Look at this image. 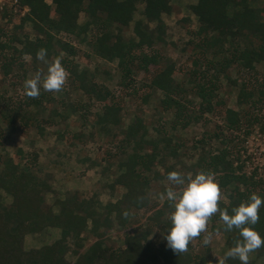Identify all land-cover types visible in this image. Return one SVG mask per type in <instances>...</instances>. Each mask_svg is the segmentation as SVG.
<instances>
[{
    "label": "trees",
    "instance_id": "1",
    "mask_svg": "<svg viewBox=\"0 0 264 264\" xmlns=\"http://www.w3.org/2000/svg\"><path fill=\"white\" fill-rule=\"evenodd\" d=\"M171 1L16 0L19 10L24 7L28 10L19 14L10 36L0 29L2 81L20 83L28 73L22 57L29 56L32 63L41 61L36 56L40 48L46 49L48 61L59 58L68 73L67 88L80 91L99 105L90 120L81 114L85 122L91 121L88 136L113 139L120 136L117 141L105 140L107 158L102 159L106 162L102 172L108 174L112 164L109 161L116 160V173L109 186L121 187L123 192L115 201L101 204L96 192L90 197H80L77 191H71L63 198H55L53 206L57 210H54L46 204L45 195L57 192L48 181L50 174L45 177L39 174V150L28 152L19 148L16 160L0 151V264H219L210 246L202 242L204 232L190 240L184 252L177 253L168 247L165 234L171 212L169 203L166 200L161 205L152 204L148 193L152 181L167 178L171 170L187 175L175 164L164 165L166 159H180L184 144L172 131L185 130L203 121L204 115L217 107L222 110V124H215L207 135L209 139H219L221 146L215 153H199L190 169L193 173L203 170L214 174L220 188L217 202L220 210L231 213L233 206L253 192L264 198L263 180L255 171L248 173L244 169L239 148L231 144L240 133L246 136L264 111V0H196L189 4L197 25L184 42L183 49L191 59L188 71L180 79L174 75L179 68L177 62L163 61L157 47L165 41L162 15L171 13ZM139 3L143 4V17L133 21ZM81 13L85 15L82 23ZM7 14L4 12V17ZM181 20L190 22L188 16ZM132 21V34L128 36L125 30ZM25 23L31 25L33 37L16 32ZM61 34L87 43L101 59L116 62L119 80L113 91L95 79V70L80 67L74 60L77 48ZM2 36H8L7 40L1 41ZM150 65L157 67L151 70ZM231 71L237 74L230 76ZM142 73L146 81L139 87L148 91L141 95V102H148L151 91H159L160 112L171 115L169 129L164 120L159 127L155 126L154 136H149L140 115L127 125L122 123V101L136 96V77ZM223 78L236 89L237 109L226 106L219 95ZM5 95L0 90V119L9 132L23 135L31 130L42 134L47 126L64 121L70 112H79L81 107L75 102L63 107V111L57 107L48 110L46 106L53 98L43 88L36 97L27 96L25 91L17 100ZM70 131L65 128L57 137L69 135L76 141H87L83 130ZM205 139L197 140L200 147L208 143ZM158 163L164 167L163 173L156 169ZM96 164L97 160L90 161V167ZM1 191L11 197L10 202L5 201ZM149 207L151 212L146 215L145 224L132 228V214ZM258 215L253 227L264 237V205ZM209 221L211 233L219 231L225 236L227 251L239 238L238 229L226 231L219 211ZM114 224L128 228L123 234V247L117 249L108 246L105 240L106 232ZM153 227L162 231L157 242L148 239ZM47 228H58L60 236L39 247L24 248L27 234L41 233ZM89 236L94 240L85 247ZM69 242L73 244V261L66 257ZM225 253L220 258L224 264H241ZM261 257L264 246L255 250V258L248 264H263L257 261Z\"/></svg>",
    "mask_w": 264,
    "mask_h": 264
},
{
    "label": "rangeland",
    "instance_id": "2",
    "mask_svg": "<svg viewBox=\"0 0 264 264\" xmlns=\"http://www.w3.org/2000/svg\"><path fill=\"white\" fill-rule=\"evenodd\" d=\"M49 1V0H48ZM196 0H172L171 13L163 14L162 18L165 22V41L158 43L157 47L161 53L163 61L167 59L175 60L178 64V69L174 73L178 79L184 78V74L188 71L191 57L189 52L183 49L184 42L190 38L189 32L196 29V17L189 10V4L194 3ZM143 4H137V9L133 15V21L142 18ZM8 12L7 17H4V12ZM20 12V13H19ZM23 14V10H19L17 5L12 4L11 0H0V29L4 30L8 36L13 32V24L18 22V17ZM188 16L190 22H184L181 18ZM85 20L84 13L80 14L79 21L82 23ZM133 21L129 27L126 28V35L132 34ZM153 26V24L151 25ZM18 34L28 33L33 37L31 25L24 24L22 30H17ZM91 35V32L89 33ZM8 36H2L1 41L7 40ZM64 40L70 41L76 48L77 53L74 56V60L78 62L80 67H86L90 70H95V79L105 85L109 90H114L119 80V71L115 61H106L96 55L87 43L79 42L74 36L60 35ZM65 54L62 53V56ZM27 64L28 73L26 77L22 78L20 83L11 84L9 79L4 78L3 72L0 67V90L5 91L6 95L13 100H17L24 94V82L27 78L33 77L37 72L43 75L47 70V65L42 61L32 63L29 56L22 57ZM3 57L0 56V63ZM157 66L150 65V69H155ZM258 70L262 71L261 66H258ZM237 73L231 71L230 76H235ZM143 81H146V77L139 74L136 77L137 94L133 97H126L122 101V123L127 125L134 120L135 116L140 115L143 121L147 125L149 136H154L155 126L159 127L160 124L166 120L165 127L169 129V120L171 115L168 113L160 112L158 102L162 98V94L159 91H151V95L147 103L141 102V95L148 91V88L139 87ZM63 85L62 89L57 92H50L53 100H50L46 106L49 109L57 107L63 111V107L71 106L76 102V106L81 105L79 112L69 113L66 119L63 121H56L53 126H47L45 131L40 134L36 130L29 131L28 134L11 133L6 126V123L0 119V151L10 154L15 160L18 158L17 150L23 149L28 152L33 150H39L38 166L41 169L39 174L45 177V174H50L48 177L49 183L55 187V192H47L45 195V202L47 205L53 206L55 198H63L68 192L77 191L80 197H90L95 192L98 194L101 204H105L109 201H115L119 198L123 192L121 187L109 186L111 180L115 175V162L112 159L111 168L108 174H103L104 166L106 162L103 158H107L105 140L117 141L120 137L115 139L111 137H100L94 135L90 138L88 134L91 131V121L85 122V119L81 114L89 119L93 118V112H95L99 105L88 99L80 91H75L67 88ZM219 95L224 99L226 106L237 109L236 105V89L229 86L227 80L223 78L220 83ZM66 108V107H65ZM46 112H48L46 110ZM205 119L199 123L191 124L187 129H176L172 131L175 138L184 142L179 152L180 159H166L164 165L175 164L179 170L183 173L194 174L190 169L194 166V162L199 153L208 152L215 153L221 146L220 140L216 138H208V132L214 129L215 124H222V110L221 107H217L214 112L206 113ZM69 128V130L78 131L83 130L87 135V141H76L74 138L67 135L63 139L57 137L58 132ZM249 133L245 135L239 134L238 138H234L235 148H239V154L244 161V169L248 172L255 171L256 176L260 177L264 183V111L260 112L259 120L256 124L249 129ZM70 131V132H71ZM70 134V133H69ZM225 134L228 135V131L225 130ZM205 137L208 143L203 144L200 147V143L197 140ZM195 144V145H194ZM195 146V147H194ZM203 150V151H202ZM96 161L98 164L90 167V161ZM156 169L164 172V167L161 163H158ZM108 184V185H107ZM170 185L167 178L161 180H153L149 188V196L152 204L161 205L166 199V188ZM57 188V189H56ZM3 193V191H1ZM5 201L10 202L11 197L3 193ZM224 198V197H222ZM226 200V199H225ZM54 210H57L53 206ZM150 207L143 208L132 214L134 223L132 228L142 226L146 222V215L150 214ZM211 222L208 220L206 224V232L209 231V225ZM155 226V225H153ZM128 228H123L113 225L111 229L106 232V244L114 249L123 247V234ZM162 231L156 227L150 231L148 239L157 242L161 238ZM212 234V239L208 244L211 248V254L213 257L220 259L224 256L226 251L225 236L217 231ZM60 236V230L58 228H47L41 233L27 234L23 239V246L25 249L32 247H39L42 244H47ZM203 236V238H204ZM94 238L89 236L85 241V247L90 244ZM203 242V241H202ZM203 243H200V247ZM73 244L69 242V249L66 257L69 261L75 259V255L72 253ZM199 247V248H200ZM255 258V251L249 253V260ZM258 262L264 264V257L257 258ZM193 264V263H191Z\"/></svg>",
    "mask_w": 264,
    "mask_h": 264
},
{
    "label": "clouds",
    "instance_id": "3",
    "mask_svg": "<svg viewBox=\"0 0 264 264\" xmlns=\"http://www.w3.org/2000/svg\"><path fill=\"white\" fill-rule=\"evenodd\" d=\"M36 56L47 64V70L43 75L37 72L25 80V94L36 97L41 88L49 92L60 91L67 75L60 59L48 61L44 48H40ZM167 179L170 185L166 188V199L171 212L168 214L169 227L165 239L167 246L173 251H186L190 240L206 232L207 221L218 211L226 231L238 229L239 238L227 249L226 257L248 264L249 253L264 246V237L253 227L259 219L258 210L264 205V198L260 195L255 192L249 194L246 199L233 206L229 213L218 209L220 188L213 173L201 170L185 175L171 170ZM211 239L212 234L208 233L204 236L203 243L208 245ZM219 264H224V260L219 259Z\"/></svg>",
    "mask_w": 264,
    "mask_h": 264
},
{
    "label": "built area",
    "instance_id": "4",
    "mask_svg": "<svg viewBox=\"0 0 264 264\" xmlns=\"http://www.w3.org/2000/svg\"><path fill=\"white\" fill-rule=\"evenodd\" d=\"M12 1V4H14V5H16V0H11ZM28 10V8L27 7H24L23 8V12L24 11H27ZM66 73H67V71H66ZM68 74V73H67ZM67 76V75H66ZM66 81V80H65ZM65 84H66V82H65ZM248 173H250V171H248Z\"/></svg>",
    "mask_w": 264,
    "mask_h": 264
},
{
    "label": "crops",
    "instance_id": "5",
    "mask_svg": "<svg viewBox=\"0 0 264 264\" xmlns=\"http://www.w3.org/2000/svg\"><path fill=\"white\" fill-rule=\"evenodd\" d=\"M53 187V186H52ZM55 189V187H53ZM57 189V188H56Z\"/></svg>",
    "mask_w": 264,
    "mask_h": 264
}]
</instances>
